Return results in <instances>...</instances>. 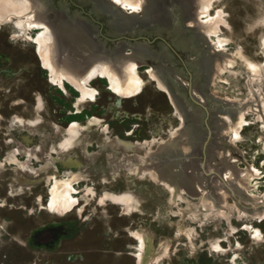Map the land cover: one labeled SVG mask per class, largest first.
Wrapping results in <instances>:
<instances>
[{
	"label": "rangeland",
	"instance_id": "obj_1",
	"mask_svg": "<svg viewBox=\"0 0 264 264\" xmlns=\"http://www.w3.org/2000/svg\"><path fill=\"white\" fill-rule=\"evenodd\" d=\"M85 1L50 0L49 7L90 23L105 51L126 41L167 53L168 65L178 73L172 75L177 93L190 101L187 108L193 112L201 105L189 96L190 81L193 89L201 80L205 93L212 94V101L201 106L203 151L190 156L199 158L195 169L205 186L180 198L152 172L128 167L135 156L140 166L147 159L157 163L156 157L163 158L159 152L174 143L181 147L182 159L189 151L182 146V119L168 93L149 75L151 64L138 68L144 80L138 95L125 98L113 91L107 77H99L90 82L97 99L80 100L81 91L72 83L60 86L53 80L37 44L29 40L38 30L27 22L26 29L18 28L15 16L0 7V264H139L141 244L135 231L145 234L141 251L153 264H264V219L243 215L242 207L249 204L237 191L225 203L237 206L212 208L206 198L211 177L217 172L224 179L219 169L207 173L205 165L206 145L214 138L210 112L217 106L243 111L245 124L236 134L232 119L223 116L228 129L220 135L242 152L240 167L258 169L249 191L259 197L264 193V0L200 2L206 8L198 19L205 25L201 29H218L209 38L225 56L209 85L194 68L199 56L191 21L183 24L175 12L167 26L139 25L112 35L113 15L93 12L94 2ZM176 129L182 130L177 138ZM54 178L74 179L78 204L71 212L62 201L49 206ZM127 193L132 195L130 207L114 199ZM261 200L257 207L264 209ZM216 244L222 250H213Z\"/></svg>",
	"mask_w": 264,
	"mask_h": 264
},
{
	"label": "bare ground",
	"instance_id": "obj_2",
	"mask_svg": "<svg viewBox=\"0 0 264 264\" xmlns=\"http://www.w3.org/2000/svg\"><path fill=\"white\" fill-rule=\"evenodd\" d=\"M79 1L81 3L86 2L85 0ZM135 1L137 0H119V2L118 0H91V2H94L93 6H95L93 12L100 13L98 10H101V12L106 11L113 15L114 20L111 24L113 27L110 31L112 35L134 31V28L139 25L150 26L152 23L169 25L168 22L172 19L171 17H173L175 12L183 24L187 20L191 21L193 30H190L196 39L195 51L197 56H199L196 62H193L195 64L194 68L199 78L202 75L206 76L207 85H209L208 83L220 71L221 68L219 67L225 61V56L220 50L212 47L215 41L209 38L211 30L214 33H219L217 32L218 29L214 25L211 27L207 26L208 28L202 27L201 29V25L205 26L203 25L204 22L201 19V23L203 24L200 25L198 22L199 17L206 11L205 6L200 5L202 0H139L138 3ZM49 3L50 0H0V7L4 13L9 12V15L15 16L12 17L15 18L14 23L18 28L23 29L25 22H27L31 30H38L37 37H28L30 41L37 44V51L44 65L48 68L50 75L53 77V80L58 81L60 86H64L65 82H69L77 87L81 91L80 100L89 99L92 101L97 99V92L91 87L90 82L99 77H107L110 80V87L113 91H116L117 94H121L125 98L138 95L143 89L144 84L143 78L139 75L138 68L144 64H151V68L148 70L149 75L157 82L159 88L168 93L175 111L182 119L181 129L185 130L182 134L186 140L185 143H182V146L188 145L189 151L185 155V159H182V156L178 155L180 154L179 150H181V147H178L179 145L177 146L174 143L167 151L159 152V156L163 158L156 157L162 166L158 165L160 163L150 162L148 159L144 165L140 166L135 156L132 157V165H128V167H133L132 169L137 167L139 172L146 170L152 172L151 174L155 175L157 180H162L165 185L171 186L174 194H177L176 196L180 198H184L182 193L187 191L196 195L200 185H204L205 183L202 181L203 178L201 179L203 183H200L199 174L195 169L196 165L200 166L199 158H190V156H197L203 151V148L200 151L205 140V130H202L200 127L203 118L201 106L212 101V94H206V91L201 87L202 81L197 80L192 93L195 96V100L201 106L199 107L200 109L195 107V111L193 112V109L187 108L190 101L185 99L182 94L179 95L177 93L178 88L172 75L177 76L178 73L173 67L168 65L169 57H167V53L160 52L155 54L150 51V48L145 43L139 42L129 46L126 41L119 42L114 50L105 51L103 41L98 39L90 23L83 20L80 16L71 18L62 10H52L49 7ZM126 9H131V12L126 14L123 12ZM208 18L209 20H213L212 16ZM200 45H202L203 49H199ZM159 61L161 64L157 63ZM242 112L218 106L210 112L209 130L214 138L213 141H209L206 145L208 153V161L205 164L206 171L207 173L208 171L214 173L215 170L219 169L225 181H222V177L220 178V174L216 172L215 176L211 177L212 191L209 193L206 191V198L211 201L212 204L209 205L212 208H226L227 206L236 205V202L233 204L225 203H227V198L233 197V191H237L239 195H236L243 198L245 204H249L247 208L242 207L245 214L242 211L241 213L245 216H252L262 220L264 219V209L257 207V204H261V197H264V193L259 197L249 191L250 183L259 174L258 169L253 165H247L244 168L240 167L239 162L242 159V152L236 148L232 141L227 142L225 136L220 135V132L224 133L228 129L223 116H229L232 119L234 133L236 134L238 127L245 124V117ZM69 128L72 130L73 124ZM181 129H176V138L181 134ZM137 147L138 145L135 146V148ZM140 147L141 145L138 148ZM127 148L133 149V146L129 145ZM183 152L185 153L186 151ZM201 189L202 187H200ZM77 191L74 187V179L64 180L54 178L50 190L51 198L49 206L53 207L54 203L62 201V206H64L66 212H71L76 204H78V200L74 196V193ZM131 198V193L114 196L115 200L128 207H130ZM254 233L253 237L255 238L258 229H255ZM134 235L138 237L141 244L139 245L141 249L137 254L138 263L153 264L154 260L145 257L141 251L145 234L135 231ZM212 249L220 251L222 247L220 244H216Z\"/></svg>",
	"mask_w": 264,
	"mask_h": 264
},
{
	"label": "water",
	"instance_id": "obj_3",
	"mask_svg": "<svg viewBox=\"0 0 264 264\" xmlns=\"http://www.w3.org/2000/svg\"><path fill=\"white\" fill-rule=\"evenodd\" d=\"M190 50H191V48H190ZM176 84H177V82H176ZM177 87H178V84H177ZM188 91H189L188 93H189V96L191 97V99L195 100V97L193 96V93H192V81H190V86H189V90ZM195 101L197 102V100H195Z\"/></svg>",
	"mask_w": 264,
	"mask_h": 264
},
{
	"label": "snow or ice",
	"instance_id": "obj_4",
	"mask_svg": "<svg viewBox=\"0 0 264 264\" xmlns=\"http://www.w3.org/2000/svg\"><path fill=\"white\" fill-rule=\"evenodd\" d=\"M118 2H119V0H118ZM236 138H237V139H239V137H238V136H237ZM237 246H239V245H237Z\"/></svg>",
	"mask_w": 264,
	"mask_h": 264
}]
</instances>
